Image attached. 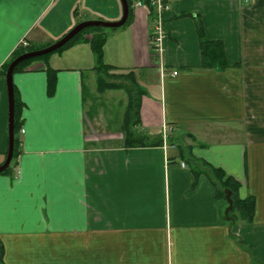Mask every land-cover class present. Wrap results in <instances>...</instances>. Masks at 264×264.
<instances>
[{"label":"crops","instance_id":"obj_1","mask_svg":"<svg viewBox=\"0 0 264 264\" xmlns=\"http://www.w3.org/2000/svg\"><path fill=\"white\" fill-rule=\"evenodd\" d=\"M121 16L120 0H0V164L1 71L21 42L41 49L82 21ZM198 26L221 47L210 65ZM150 27L133 6L103 32L102 61L140 90L132 125L126 91L97 90L91 33L13 72L18 144L0 173V264H264V0H175L158 56ZM121 91L120 131H100L93 100L104 110ZM228 188L252 199L251 216L226 217Z\"/></svg>","mask_w":264,"mask_h":264},{"label":"trees","instance_id":"obj_2","mask_svg":"<svg viewBox=\"0 0 264 264\" xmlns=\"http://www.w3.org/2000/svg\"><path fill=\"white\" fill-rule=\"evenodd\" d=\"M146 1V0H145ZM128 6H129V13L131 11V8L133 7V2L132 0H127ZM91 33L90 37L87 39L94 51V53L97 56V61H96V66L95 70L97 72V90L99 92L107 90V89H116V88H123L129 98V107L128 111L126 112L125 118H126V123L127 125H132L136 121V114H137V108H138V101H139V96H140V90L137 88H134L131 83L127 80L129 77L126 75H116L114 73H110V67L107 66L103 61H102V44L104 42V28H98V27H88L80 31L74 38H72L70 41H68L63 47H61L58 50L64 49L75 43L76 41L82 39V36L84 33ZM198 36L200 39V44H201V50H202V57H203V62L204 64H211L214 63L217 59L221 58V47L220 44L214 41H208L204 39V34H203V29L198 26ZM39 48H32L29 47V45H20L13 53L11 60L17 57L18 55L27 52V51H33L37 50ZM46 56V55H44ZM35 58V57H34ZM31 58L26 59L19 64L16 65L14 68V71H17L18 69L21 68V66L29 61ZM10 60V61H11ZM10 61L6 64L3 65L2 68V74L5 75L6 68ZM53 84V80L50 79L48 80V88L51 89ZM19 107V102L18 98L16 95V92L14 90V150H13V157L16 155V147L18 144V139L15 136L16 131L19 127V122L17 118V109ZM141 141V140H140ZM141 143V142H140ZM9 167L5 170L7 171ZM231 191V198L233 201V207L231 211H233L235 208L239 209L240 213L242 216L245 218L251 216L252 211H253V201L251 198L245 199V200H236L233 197V189L228 188ZM230 211V212H231ZM229 212V213H230ZM231 217L232 215L229 214ZM1 254V253H0ZM1 257V255H0Z\"/></svg>","mask_w":264,"mask_h":264},{"label":"water","instance_id":"obj_3","mask_svg":"<svg viewBox=\"0 0 264 264\" xmlns=\"http://www.w3.org/2000/svg\"><path fill=\"white\" fill-rule=\"evenodd\" d=\"M122 5V16L118 21L108 22L102 20H87L82 21L72 27L65 35L59 38L57 41L52 43L51 45L33 50L24 52L14 59L10 61L5 71V84H6V92H7V102H8V119H7V130H8V148L5 159L2 164H0V173L4 172L10 165V162L13 157L14 150V86H13V72L14 68L20 62L34 57H40L47 55L49 53L55 52L56 50L63 47L68 41L74 38L80 31L88 27H98L105 29H115L122 26L128 17L129 6L127 0H120ZM225 199L227 202V208L225 209L226 217L232 221L231 217H229L228 213L233 207V201L231 198V191L229 189L224 190Z\"/></svg>","mask_w":264,"mask_h":264},{"label":"built area","instance_id":"obj_4","mask_svg":"<svg viewBox=\"0 0 264 264\" xmlns=\"http://www.w3.org/2000/svg\"><path fill=\"white\" fill-rule=\"evenodd\" d=\"M175 0H132L133 6L146 7L150 20V45L156 56L160 55L163 49L164 41L167 37L165 28V13L170 10ZM242 4H248L251 0H239ZM21 44L26 45L24 41ZM176 74V72H173ZM23 131V130H22ZM167 131L164 128L161 136L162 145H167ZM184 166V163L181 164Z\"/></svg>","mask_w":264,"mask_h":264},{"label":"rangeland","instance_id":"obj_5","mask_svg":"<svg viewBox=\"0 0 264 264\" xmlns=\"http://www.w3.org/2000/svg\"><path fill=\"white\" fill-rule=\"evenodd\" d=\"M117 95L112 96V99H108L105 100L104 97V107L105 109H101L100 107V103L95 99L93 100V104H92V108L94 109L95 114H97V119L92 120V125H94V127L99 128L100 131L106 130V131H120V124L122 125V122H120L118 120L121 111L123 109V107L120 105L119 103V96L120 95H124L123 91L121 92H115ZM96 109V110H95ZM101 109V111H100ZM100 111V112H98ZM126 115V113H125ZM99 123V124H98ZM110 139H113L114 136L111 135L110 137H108ZM168 140V137H167ZM113 141V140H112ZM113 143V142H112Z\"/></svg>","mask_w":264,"mask_h":264}]
</instances>
